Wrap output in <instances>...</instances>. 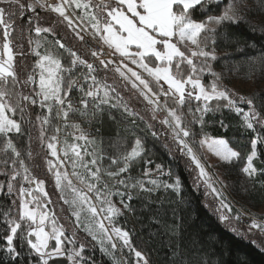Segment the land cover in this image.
<instances>
[{
  "label": "snow or ice",
  "instance_id": "obj_1",
  "mask_svg": "<svg viewBox=\"0 0 264 264\" xmlns=\"http://www.w3.org/2000/svg\"><path fill=\"white\" fill-rule=\"evenodd\" d=\"M249 3L250 0H0V176L6 177L0 181V193L11 199L8 208L0 212L5 233L0 236V264H88L91 258L84 255L87 245L77 246V230L91 237L112 264H130L123 257L125 249L134 255L135 264H151L134 246L130 232L117 226V219L135 212L131 205L134 197L160 200L161 189H171L179 196L181 179L160 163L154 169H142L139 178L130 175L147 151L139 136L129 141L118 133L109 145L115 155L103 153L96 138L90 137L81 124L100 120L109 109L119 110L124 120L131 117L133 125L139 118L156 139L167 137L172 142L169 152L178 151L194 166L196 186L204 187L205 195L216 202L219 221H240V213L230 215L233 209L218 187L224 186L223 181L210 174L207 168L212 165L206 168L198 149H207L227 165L244 158L227 140L212 138L204 131L209 113L227 110L239 117L241 128L256 133L241 172L253 184L258 174L264 175V169L254 166L258 145L264 144V132L260 131L264 129V91L242 95L223 85L226 75L245 69L248 78L260 75L264 79V49L247 56L243 64L215 70L217 39L223 36L224 27L246 20ZM210 4L217 6L218 14H208ZM259 5L264 9V0H259ZM197 12L202 19L195 17ZM250 27L256 31V26ZM62 28L67 29L64 36L71 33L81 42L86 49L83 56L63 42L64 36L58 31ZM108 72L118 76L119 86L107 82ZM205 76L211 80L205 82ZM121 87L124 92L131 91L128 99ZM74 93H79L75 102ZM140 98L142 109L130 106V99ZM169 100L174 106H169ZM36 108L41 111L35 112ZM142 112L149 113L150 120ZM161 112L166 115L158 119ZM107 115L111 118V111ZM77 118L80 122H75ZM151 121L162 128L155 129ZM219 123L222 128L228 127L223 120ZM24 124L29 125V141L33 139L31 129L38 127L39 143L46 144L47 156L52 158L45 161L47 170L53 176L59 200L71 214L69 223L74 218L71 233H66L58 214L49 209L52 201L45 191V181L34 175L14 142V137L25 134ZM62 132L64 140L60 139ZM106 156L114 169L103 167ZM32 157L29 148L27 158ZM143 163L151 165L153 161ZM66 167L71 168L70 173ZM104 176L112 183L105 182ZM162 176L170 177L171 182L161 180ZM115 196L122 207L114 202ZM248 215L251 222L247 232L236 226L230 230L238 237L251 234V243L264 251V220ZM154 222L159 225L158 234L170 241L165 264H211L196 254L194 241L185 240L177 209L172 210L169 219L161 205ZM117 253L121 254L119 259ZM91 264L96 261L91 260Z\"/></svg>",
  "mask_w": 264,
  "mask_h": 264
},
{
  "label": "trees",
  "instance_id": "obj_2",
  "mask_svg": "<svg viewBox=\"0 0 264 264\" xmlns=\"http://www.w3.org/2000/svg\"><path fill=\"white\" fill-rule=\"evenodd\" d=\"M218 13L219 10L215 4L208 5V14ZM195 17L199 20L203 18V15L197 12ZM250 25L256 26L255 32L252 31ZM58 31L61 36H64V32L67 29L62 28L58 29ZM222 31L223 36L217 39L216 54L218 61L215 66L217 72L224 70L225 64L231 67L233 65H229V63L245 60L247 56L255 55L259 50L264 49V9H261L259 0H250L246 20L228 25ZM49 38L52 39V37ZM63 42L77 51L79 55L83 56L86 51L81 46V42L75 40L71 33L64 36ZM24 48L27 49L26 38L24 40ZM19 59L21 57H18ZM232 75L233 73L226 75L223 81V85L227 88L232 85L234 80ZM107 76H109V73H107ZM249 81H252L253 92L264 91V87H261L264 82L258 81L257 76L250 78ZM194 106L195 104H193ZM35 112H39V110L36 108ZM16 118L19 119V117ZM32 120L35 121V114H33ZM105 120L104 123H108ZM205 120L207 123L204 131L208 136L227 140L229 146L236 151H240L242 157H244L234 164H221L217 167L226 190L237 204L248 210L257 211L264 205V175L258 174L253 184L246 180L240 170L247 154L250 152L249 143L251 139L255 138L256 133L241 128L239 126V117L227 110L209 113ZM221 120L228 126L226 129L220 126L219 121ZM102 123L101 117L100 120H97L96 133L100 132ZM151 123L157 130L162 128V125L156 121H151ZM125 126L128 129L117 132L115 130L116 125L111 123V127L106 129L108 131L107 138L113 140L118 133L121 136H126L129 141H133L136 136L143 138L147 151L143 159L138 161L130 171L133 175H137V171L142 172V169L149 167L150 165H145L143 160L150 159L153 161L151 165L155 166V164L160 163L165 170L171 169L174 175L179 176L181 179L182 187L179 196L169 189L167 192H159L160 200H155L154 198L152 202L142 199L131 201V205L135 209V212L132 213L134 222L125 230L130 232L134 246L148 257L151 264H165L168 253L167 245L170 243L167 236L158 234L159 225L154 222V216L161 205L163 209L167 210L169 219L172 218V210L177 209L178 217L183 220L185 240L195 242L196 254L204 261L210 260L211 264H264V251L261 250L258 244L251 243L253 239L251 234L247 238L238 237L219 221V214L215 211L216 202L210 195H205L204 187L197 188L196 186L197 172L194 166L185 157L181 156L178 151L169 152L172 142L167 137L161 136L156 139L143 122H136L135 125L128 122ZM23 128L28 134L29 125L24 124ZM196 128L199 130V126H196ZM260 131L264 132V129ZM31 134L33 139L29 141L27 151L31 148L33 157L31 160L28 159L27 163L37 178L44 177L45 188L50 189L52 179L48 176L45 167L47 159L46 146H41L39 143V132L36 129L32 128ZM166 144L168 147H165ZM254 166L258 169H264V144L258 145V157L254 161ZM4 180H6V177L0 176V181ZM161 180L171 182V178L168 176L161 177ZM10 204L11 199L4 193H0V212L6 210ZM206 204L212 205V207H207ZM233 226L238 227L242 232H247L248 230L241 225L234 224ZM4 234V225L0 224V236ZM256 238L259 239L258 234ZM84 255L86 258L90 257L91 260H95L96 264H110L100 253L94 250L85 252ZM125 259L130 264H134V259L131 256H125ZM91 260L88 261V264H91ZM5 264H7L6 261Z\"/></svg>",
  "mask_w": 264,
  "mask_h": 264
},
{
  "label": "rangeland",
  "instance_id": "obj_3",
  "mask_svg": "<svg viewBox=\"0 0 264 264\" xmlns=\"http://www.w3.org/2000/svg\"><path fill=\"white\" fill-rule=\"evenodd\" d=\"M88 38H90V37H88ZM60 51L62 52L63 50H60ZM243 61L244 60H241L239 62H231V63H229V65L243 64ZM225 65L227 66L228 64H225ZM108 73H109V76H107L108 77L107 82L108 83L116 82L117 85L119 86L120 82H119L118 76L114 72H108ZM101 74H100V78L103 79L104 78V74L102 72H101ZM256 76H257L258 81L264 82V79H262L260 75H256ZM232 77H233L234 80L232 82V85H230L228 87L229 90L234 91V92L239 93V94H242V95H248V94H251L253 92V89H254L253 88V84H252V81H249L250 78H248L247 75H246V69L244 71H240L238 73H233ZM204 79H205V82H209L211 80V77L205 76ZM236 79H238V80H236ZM165 87H166V85H165ZM261 87H264V84H262ZM129 89H130V86H129ZM121 91H122V93H123V95L125 96L126 99H128L131 96V91L124 92L122 87H121ZM132 100L131 99L129 100L130 106H132L134 108H137V109H142L144 107L143 102H142V98H140L139 101L135 100V99H132ZM213 103H215V102H213ZM169 106H174L172 104L171 100H169ZM37 109L39 111H41L39 108H37ZM107 111H111V113H112V117L111 118L107 115ZM141 114L145 115L148 119H150V114L149 113L142 112ZM165 115H166V113H165ZM163 117L164 116H158L159 119H162ZM105 119L107 120L108 123H104ZM131 119L132 118L129 117V118H127V120H124L122 118L121 112L119 110H116V109L106 110V112L102 115V122L103 123H102L101 129H100V132L96 133L94 135H90V137H95L96 138L97 146L100 148V150L103 153H105V154L111 153V154L115 155V150L113 148L109 147V145H110V143L114 142L117 139V137L114 138L113 140H109L107 138L108 131L106 129L110 128L111 127V123H112V124L116 125L115 130L117 132H121L124 129H128L125 125H126V123L131 122ZM137 122L138 123L141 122L139 120V118H137ZM34 129H36L39 132L38 127H35ZM64 139H65V137L62 138L61 140H64ZM68 139H69V142H71V137H68ZM197 139H199V138H197ZM14 142L17 143L18 147L20 148V150L22 152L23 158H25V161L27 163V161H28V158H27V147L29 146V136H28L27 132H25V134L23 136L17 135L16 137H14ZM45 146H46V144H45ZM250 147H251V145L249 143V148ZM198 153L201 156L202 162L205 164L206 168H207L208 165H212V167L207 168V170L210 172V174H212L214 177H219V179L223 181V179L220 177V175H219V173L217 171V167L222 164L218 160V158L215 157L214 155H212L210 152H208L207 149H198ZM47 159H52V158L50 156H47ZM86 159H90V157H86ZM245 160H246V158H245ZM102 164H103L104 168L110 167L111 166L110 159H108L107 156H106V158L102 162ZM45 167H46V171H47L48 176L50 177V179H52L51 188L50 189H46L45 188V191L49 194V198L52 201V204L48 205V207H49V209L52 212H55V213L58 214L59 222L64 225L66 233H71V231L74 228V218L72 219V222L69 223L68 218L70 217L71 214L67 210V205H64L63 201L59 200V193L55 189V183H54L53 176L47 170L46 162H45ZM111 167L113 169L115 168V166H111ZM149 167L152 168V169L155 168V166H153V165H150ZM66 170L69 171V173L71 172V168L70 167H66ZM122 175L123 176H127L129 174H122ZM130 175L133 178H139L141 176V171L140 172L137 171V175H133L130 172ZM162 177H166V176H162ZM40 179H44V177H41ZM160 179H161V177H160ZM103 180L105 182H108L109 184L112 183V181L109 180V178L107 176H104ZM223 185L224 186L218 185V187L222 188V191L224 192V195L227 198V202L231 205V207L233 209L232 213L230 214L231 216H235L237 213H240L241 214V218H246V220H248V218L246 216H243V214L251 213L252 215H255L258 220H264V205L261 206L255 212L253 210H248V209L242 207L241 205L237 204L231 198L229 192L225 188L224 181H223ZM160 191H164V190L161 189ZM138 199L139 198L134 197L132 201H136ZM113 200H114L115 203H117L118 206L122 207V205L119 204L120 198L118 196L113 197ZM17 205H18V201H17ZM61 209H63L62 214H61ZM132 215H133L132 213H126L125 215L120 216L117 219V222H116L117 226H120V227H122L124 229L125 228H129L130 225L133 224V222H134L133 219H132L133 218ZM223 224L225 226H227L229 229L234 224L241 225L242 227H244L242 225L241 221L238 222V221H236L234 219L231 220V224H229V223H223ZM244 228L248 229V227H244ZM77 237H78L77 246H79L80 243H85L87 245V247L85 248V252H91V251L94 250L95 252L100 253L99 249H98V246L95 244V241H92L91 237L87 236L86 233L77 230ZM120 255H121L120 253H117V258L118 259L120 258ZM125 256H128V257L131 256L134 259V264H135L134 255L130 254L127 249H125L124 252H123V257L125 258ZM104 258L110 264H112V261H111L110 258H108V257H104ZM141 264H142V262H141Z\"/></svg>",
  "mask_w": 264,
  "mask_h": 264
},
{
  "label": "built area",
  "instance_id": "obj_4",
  "mask_svg": "<svg viewBox=\"0 0 264 264\" xmlns=\"http://www.w3.org/2000/svg\"><path fill=\"white\" fill-rule=\"evenodd\" d=\"M86 39L90 40V38H88L87 36H86ZM78 97H79V93H74L73 95L74 102L78 100ZM158 116H164V113L163 112L158 113ZM75 122H80V120L77 118ZM97 126H98L97 121H93L91 123L84 122L81 124V127L85 129V131L89 134V136L96 134ZM69 131H71V129H69ZM64 137H65L64 133L62 132L60 134V139ZM243 216H246L248 220H246V218H241L240 221L244 227H248V224L251 222V216H249L248 214H243Z\"/></svg>",
  "mask_w": 264,
  "mask_h": 264
},
{
  "label": "water",
  "instance_id": "obj_5",
  "mask_svg": "<svg viewBox=\"0 0 264 264\" xmlns=\"http://www.w3.org/2000/svg\"><path fill=\"white\" fill-rule=\"evenodd\" d=\"M57 264H67V262L66 261H59V262H57Z\"/></svg>",
  "mask_w": 264,
  "mask_h": 264
}]
</instances>
